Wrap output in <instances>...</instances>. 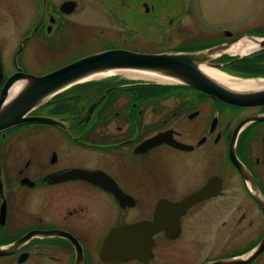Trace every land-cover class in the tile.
Segmentation results:
<instances>
[{
	"label": "flooded vegetation",
	"instance_id": "obj_1",
	"mask_svg": "<svg viewBox=\"0 0 264 264\" xmlns=\"http://www.w3.org/2000/svg\"><path fill=\"white\" fill-rule=\"evenodd\" d=\"M208 23L199 0H0V94L95 52L264 38ZM232 49L209 63L264 86V47ZM28 116L53 121L0 131V264H264V102L118 73Z\"/></svg>",
	"mask_w": 264,
	"mask_h": 264
},
{
	"label": "water",
	"instance_id": "obj_2",
	"mask_svg": "<svg viewBox=\"0 0 264 264\" xmlns=\"http://www.w3.org/2000/svg\"><path fill=\"white\" fill-rule=\"evenodd\" d=\"M260 39H253L248 35H244L234 44L217 45L194 52L141 53L126 49H110L89 54L43 75H12L0 94V131L37 120L52 122L51 118L28 116V114L38 105L48 101L65 89L98 78V75H111L107 73L120 70L150 73L169 81L149 80L160 83L190 85L232 103L264 102V90H261L264 88L263 85L256 89L231 88L202 69V66H211L216 69V65L209 63L210 59L217 54L236 48V46L241 47L242 43L252 42L247 47L252 50L264 47V38L261 41ZM225 74L228 75V73ZM228 76L238 80L257 79ZM142 230H144L142 226L134 225L127 231L131 234L136 232L138 234ZM128 240L122 238L120 244L128 245L130 242ZM108 245L117 246L116 243H113V240H110Z\"/></svg>",
	"mask_w": 264,
	"mask_h": 264
},
{
	"label": "rangeland",
	"instance_id": "obj_3",
	"mask_svg": "<svg viewBox=\"0 0 264 264\" xmlns=\"http://www.w3.org/2000/svg\"><path fill=\"white\" fill-rule=\"evenodd\" d=\"M203 18L212 26L223 25L231 30L264 24V0H199ZM102 25L108 27L106 34L112 35L113 31L123 33L120 25L111 23L102 15ZM100 23V22H98ZM99 30V29H98ZM121 36L119 38L121 39ZM141 49H156L147 44L138 45Z\"/></svg>",
	"mask_w": 264,
	"mask_h": 264
},
{
	"label": "bare ground",
	"instance_id": "obj_4",
	"mask_svg": "<svg viewBox=\"0 0 264 264\" xmlns=\"http://www.w3.org/2000/svg\"><path fill=\"white\" fill-rule=\"evenodd\" d=\"M243 45L241 47L236 46L238 49H242L241 52L244 51V48L248 47L252 42L248 41L245 43H242ZM202 69L204 72L207 74L211 75L214 77L216 80L226 84L227 86H230L231 88L235 89H256L260 88L263 85V82L260 79H250V80H238L234 78H230L228 75H226L224 72L215 69L214 67H209V66H202ZM116 73H123V74H128L134 77H139V78H144V79H156L162 82H168L169 80L166 78L162 77H157L154 76L150 73H141L138 71H129V70H120V71H114L112 73H107V74H116ZM106 75V74H105ZM103 76V75H98V77Z\"/></svg>",
	"mask_w": 264,
	"mask_h": 264
}]
</instances>
